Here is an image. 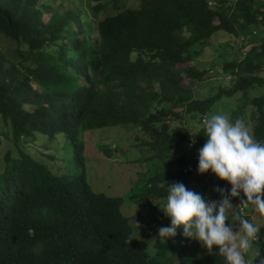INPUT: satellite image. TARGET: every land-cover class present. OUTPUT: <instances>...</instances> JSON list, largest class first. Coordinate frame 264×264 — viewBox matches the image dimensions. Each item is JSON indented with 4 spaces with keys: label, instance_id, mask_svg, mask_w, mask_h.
Wrapping results in <instances>:
<instances>
[{
    "label": "trees",
    "instance_id": "trees-1",
    "mask_svg": "<svg viewBox=\"0 0 264 264\" xmlns=\"http://www.w3.org/2000/svg\"><path fill=\"white\" fill-rule=\"evenodd\" d=\"M51 1L45 7L39 0H0V38L13 47L11 52L0 44V120L9 128L0 135L17 150L4 152L0 170V264H160L147 256L121 213L122 198L91 189L79 129L132 127L147 135L148 158L158 157L169 167L176 156L174 163L182 166L180 146L190 138L201 147L206 137L203 125L184 129L181 119L200 120L223 96H246L248 88L264 85L263 77L249 71L264 65L263 35L242 61L222 64L230 68L232 84L196 99L183 84L184 75L201 80L203 74L191 64L193 47L217 31L236 35V29L252 26L264 18V3L139 0L135 8L109 14L117 5L103 0L83 9L92 14L86 20L72 0ZM248 102V116L233 111L230 121L244 120L254 139L264 142V96ZM171 123L177 126L170 129ZM61 132L71 143L68 168H62L60 145L46 157L56 160L53 171L21 148L38 136L56 138ZM192 171L193 164L181 173L188 177ZM155 172L143 180L142 192L152 199L166 194L159 184L177 178L167 167ZM226 186L221 181L214 189L227 192ZM181 264L224 261L211 252Z\"/></svg>",
    "mask_w": 264,
    "mask_h": 264
},
{
    "label": "rangeland",
    "instance_id": "rangeland-1",
    "mask_svg": "<svg viewBox=\"0 0 264 264\" xmlns=\"http://www.w3.org/2000/svg\"><path fill=\"white\" fill-rule=\"evenodd\" d=\"M75 5H78L81 10L86 9L88 5L97 3L103 0H72ZM139 0H109L110 3L117 5V9L110 8L109 14L114 10L123 8H135L138 6ZM234 1V0H231ZM211 3V4H210ZM264 0H255V6L261 7ZM43 6L52 5L51 0H39V4ZM209 5H214L213 1ZM107 9L106 11H108ZM112 10V11H111ZM84 11V10H83ZM88 20L92 14L85 10L83 12ZM102 16L103 12L100 13ZM43 19L49 18L48 11L43 14ZM216 21V20H215ZM240 21V20H238ZM217 22V21H216ZM215 22V23H216ZM237 34H229L223 31H217L210 36L207 41L196 45L191 51V64H194L198 69L203 71L201 80L188 78L183 76V84L193 89L196 99L204 98L213 94L219 87H225L232 84L235 78L229 72L230 68L223 69L222 64L226 62L242 61L245 53L251 47H256L260 43V38L264 35V18L257 19L256 23L250 27L236 29ZM2 49H12L11 43L4 38H0ZM134 56V54H133ZM251 73L264 78V65L257 68H250ZM246 96L232 95L231 97L223 96L210 109L207 116L212 114H223L231 120L233 111L239 114L243 119L248 116L252 106L249 104V99L252 97L261 98L264 96V85H253L248 88ZM247 104L245 107L244 105ZM240 107V111L239 110ZM181 109H177L179 111ZM198 119V118H197ZM179 121L180 126L184 129L196 130L201 126V121H195L193 117L185 116ZM198 121H200L198 123ZM203 123V122H202ZM176 124H170V129ZM177 126V125H176ZM0 130L9 131V128L4 127L0 120ZM0 170L3 167V154L7 149L16 152V148L11 144L10 139L6 136L0 135ZM78 140L83 144V153L85 158L84 171L86 179L94 192H100L109 197H121L123 202L121 204V213L129 218L131 227L135 233L138 242L142 245L147 256L160 264H181L183 259L193 258L197 255L211 253L204 249L197 241H189L183 238L181 230L177 229V234L173 238H169L164 243L157 237V229L161 226H167L169 221L164 217L158 206L164 200L160 196L155 200L144 196L143 180L146 175H151L155 171L164 170L165 167L169 169L174 175H177L176 182L181 181L182 178L188 179V182L183 184L186 189L200 193L202 197L209 200H218L216 193L213 190L215 184L221 183V180L210 173L198 175L196 172L197 164H193L192 174L188 177L181 174V165L174 163L176 156L170 158L171 165L166 166L165 163L159 161L158 157L148 158L147 141L148 137L137 132L132 127L110 126L101 127L91 130L79 129ZM60 150L63 155L65 165L63 167H70L67 161L71 158V143L66 138L64 132L57 135L56 138L47 136H38L35 140H29L22 143L21 148L27 151L33 158L45 164L48 168H55L56 160L46 159L48 155H55V152ZM138 145V146H134ZM114 147V148H113ZM181 151L185 159V147L182 145ZM104 148H108L109 152L105 153ZM174 148V147H173ZM179 151V150H178ZM175 152L176 153H178ZM151 155L155 153L150 151ZM143 158V160H142ZM186 163V162H185ZM183 164V167L190 168L191 163ZM52 170V169H51ZM53 171V170H52ZM147 173V174H146ZM156 173V172H155ZM211 177V179L209 177ZM217 181L216 183H214ZM228 187V186H226ZM203 188V189H202ZM227 191V189H226ZM162 197V198H161ZM242 198V194H241ZM239 201V199H236ZM235 210L227 212L229 222L234 225L238 221L233 217L238 214ZM246 213L244 218L254 223L259 229V239L252 244L251 248L245 253L246 264H260L264 260V216L256 213L251 206L245 208ZM241 216V215H240ZM228 221H226V224ZM138 225V228L136 225ZM235 230V226L234 229ZM217 249H213L216 252Z\"/></svg>",
    "mask_w": 264,
    "mask_h": 264
},
{
    "label": "clouds",
    "instance_id": "clouds-1",
    "mask_svg": "<svg viewBox=\"0 0 264 264\" xmlns=\"http://www.w3.org/2000/svg\"><path fill=\"white\" fill-rule=\"evenodd\" d=\"M203 116V123L200 121L205 141L199 147L189 138L184 145L185 162L197 164L198 175L210 173L229 187L227 192L223 188L214 189L220 199L209 200L179 182L159 184L166 194L158 208L169 223L157 229V237L164 243L180 229L183 238L197 241L208 252L217 249L215 253L223 258L224 264H246L245 253L259 239L260 229L243 217L245 208L251 206L264 216V142L254 139L240 118L230 121L223 114ZM189 141L194 143L191 149L187 148ZM181 167V172L186 173L188 167ZM232 198L239 199L234 211L241 216L233 217L237 225L229 222L227 216L233 208ZM27 235H34L32 228L27 229Z\"/></svg>",
    "mask_w": 264,
    "mask_h": 264
},
{
    "label": "built area",
    "instance_id": "built-area-1",
    "mask_svg": "<svg viewBox=\"0 0 264 264\" xmlns=\"http://www.w3.org/2000/svg\"><path fill=\"white\" fill-rule=\"evenodd\" d=\"M211 2V1H210ZM211 4V3H210ZM213 4H214V2H213ZM258 19H260V17H258ZM204 119H205V117L203 116L202 118H201V121L203 122L204 121ZM193 142L192 141H189L188 142V144H187V148L188 149H191L192 147H193ZM195 158H197V156L195 157Z\"/></svg>",
    "mask_w": 264,
    "mask_h": 264
},
{
    "label": "crops",
    "instance_id": "crops-1",
    "mask_svg": "<svg viewBox=\"0 0 264 264\" xmlns=\"http://www.w3.org/2000/svg\"><path fill=\"white\" fill-rule=\"evenodd\" d=\"M201 120V119H200Z\"/></svg>",
    "mask_w": 264,
    "mask_h": 264
}]
</instances>
